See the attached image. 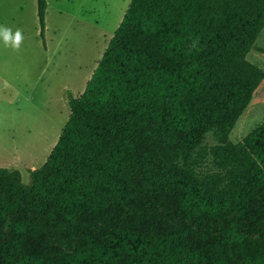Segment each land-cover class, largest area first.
<instances>
[{
    "label": "trees",
    "instance_id": "trees-1",
    "mask_svg": "<svg viewBox=\"0 0 264 264\" xmlns=\"http://www.w3.org/2000/svg\"><path fill=\"white\" fill-rule=\"evenodd\" d=\"M263 28L264 0H131L30 185L0 168V264H264V123L228 139Z\"/></svg>",
    "mask_w": 264,
    "mask_h": 264
},
{
    "label": "rangeland",
    "instance_id": "rangeland-1",
    "mask_svg": "<svg viewBox=\"0 0 264 264\" xmlns=\"http://www.w3.org/2000/svg\"><path fill=\"white\" fill-rule=\"evenodd\" d=\"M131 0H46L43 37L36 0H0V25L18 28V50L0 38V168L30 185L69 117L68 93L78 97ZM245 62L264 76V28ZM264 123V77L232 128L240 143ZM208 144H214L211 136Z\"/></svg>",
    "mask_w": 264,
    "mask_h": 264
},
{
    "label": "clouds",
    "instance_id": "clouds-1",
    "mask_svg": "<svg viewBox=\"0 0 264 264\" xmlns=\"http://www.w3.org/2000/svg\"><path fill=\"white\" fill-rule=\"evenodd\" d=\"M0 38L3 39L6 46H11L13 49L18 50L23 41V35L20 29L14 32L11 28L0 25Z\"/></svg>",
    "mask_w": 264,
    "mask_h": 264
}]
</instances>
